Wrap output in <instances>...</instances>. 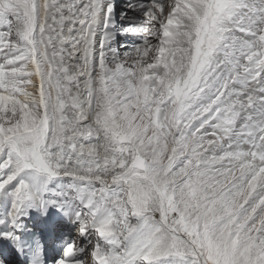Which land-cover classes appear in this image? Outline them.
Here are the masks:
<instances>
[{
    "label": "snow or ice",
    "instance_id": "obj_1",
    "mask_svg": "<svg viewBox=\"0 0 264 264\" xmlns=\"http://www.w3.org/2000/svg\"><path fill=\"white\" fill-rule=\"evenodd\" d=\"M0 264H264V0H0Z\"/></svg>",
    "mask_w": 264,
    "mask_h": 264
},
{
    "label": "rangeland",
    "instance_id": "obj_2",
    "mask_svg": "<svg viewBox=\"0 0 264 264\" xmlns=\"http://www.w3.org/2000/svg\"><path fill=\"white\" fill-rule=\"evenodd\" d=\"M124 1V2H123ZM122 2V3H121ZM126 2H127V0H117V4H118V7H119V9H123L124 7L123 6H121V5H125L126 4ZM120 3V4H119Z\"/></svg>",
    "mask_w": 264,
    "mask_h": 264
},
{
    "label": "bare ground",
    "instance_id": "obj_3",
    "mask_svg": "<svg viewBox=\"0 0 264 264\" xmlns=\"http://www.w3.org/2000/svg\"><path fill=\"white\" fill-rule=\"evenodd\" d=\"M122 1V0H121ZM124 2V1H123ZM122 3V2H121ZM120 4V3H119ZM126 5V4H125ZM125 5H121V6H123V7H125Z\"/></svg>",
    "mask_w": 264,
    "mask_h": 264
}]
</instances>
